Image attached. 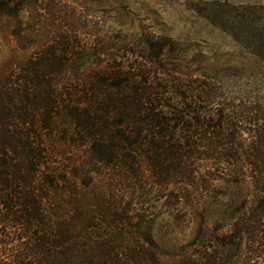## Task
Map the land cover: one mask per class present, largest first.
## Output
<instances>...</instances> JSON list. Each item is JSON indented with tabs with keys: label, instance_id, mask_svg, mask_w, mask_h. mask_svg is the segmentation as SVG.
I'll use <instances>...</instances> for the list:
<instances>
[{
	"label": "trees",
	"instance_id": "obj_1",
	"mask_svg": "<svg viewBox=\"0 0 264 264\" xmlns=\"http://www.w3.org/2000/svg\"><path fill=\"white\" fill-rule=\"evenodd\" d=\"M46 1L0 0V29L16 37L24 14H49ZM57 40L11 51L0 66V264H233L232 252L238 264H260L264 130L248 148L241 134L256 111L157 55L100 49L93 66L72 72L75 45L56 51ZM238 162L259 207L220 235L217 254L162 255L135 194L177 198L170 186L204 177L201 165L220 176Z\"/></svg>",
	"mask_w": 264,
	"mask_h": 264
},
{
	"label": "rangeland",
	"instance_id": "obj_2",
	"mask_svg": "<svg viewBox=\"0 0 264 264\" xmlns=\"http://www.w3.org/2000/svg\"><path fill=\"white\" fill-rule=\"evenodd\" d=\"M46 3L49 14L39 22L24 14L16 37L11 38L0 29V66L11 51L26 48L37 52L41 51L42 43L54 45V36L63 43L56 51H64L66 42L75 45L69 50L72 72L93 66L96 63L93 52L100 49L123 51L131 58L134 53L151 60L157 55L172 73L210 77L223 98L240 110L252 107L256 111L247 118L250 122H241L243 147L248 148L263 132L264 0H47ZM27 22L28 29L24 30ZM228 169L218 176L210 164L201 165L199 176L204 177L193 183L170 186L177 198L161 197L153 188L146 194L136 193L131 199L133 205L138 203L135 211L142 229L150 231L162 255L173 259L184 252L196 255L204 248L211 255L217 254L220 235L259 207L251 179L241 163ZM231 254L224 257L231 255L232 263L238 264L235 252ZM257 261L264 264V257Z\"/></svg>",
	"mask_w": 264,
	"mask_h": 264
}]
</instances>
